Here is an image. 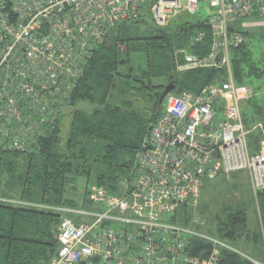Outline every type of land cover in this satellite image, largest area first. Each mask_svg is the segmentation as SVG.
Instances as JSON below:
<instances>
[{
  "label": "built area",
  "instance_id": "built-area-1",
  "mask_svg": "<svg viewBox=\"0 0 264 264\" xmlns=\"http://www.w3.org/2000/svg\"><path fill=\"white\" fill-rule=\"evenodd\" d=\"M146 1L0 0V153L28 152L52 131L95 49L117 23L138 18ZM200 2L217 10L207 19L210 52L200 57L181 50L176 71L225 67V81L196 93L165 95L149 147L136 155L133 182L122 181L120 195L103 186L89 188V203L102 210L54 207L62 212L59 248L48 264H220L221 249L264 264L218 236L159 219L179 207L195 210L200 189L218 174L245 170L254 197L264 188V126L251 127L262 131L251 152L242 105L252 88L235 83L230 67L229 47L246 38L230 34L228 25L235 18L263 16L264 0H154L152 18L167 27L182 11L195 13ZM202 37L198 33L193 41ZM68 213L92 221L76 225ZM202 241L211 247L197 258L193 249Z\"/></svg>",
  "mask_w": 264,
  "mask_h": 264
},
{
  "label": "trees",
  "instance_id": "trees-1",
  "mask_svg": "<svg viewBox=\"0 0 264 264\" xmlns=\"http://www.w3.org/2000/svg\"><path fill=\"white\" fill-rule=\"evenodd\" d=\"M207 21L186 22L170 32L166 27H158L151 14L141 13L134 20L117 23L95 49L70 95L67 107H72V111L67 131L61 133L60 115L52 131L38 137L36 145L28 152L0 153V199L19 201L0 200V264H48L59 248L58 226L62 212L54 207L74 209L79 204L89 203L91 185L103 186L109 193L120 195L121 179L124 178L128 186L133 182L137 152L143 145L147 128L161 114L158 98L167 84H174L176 93L183 90L196 93L206 84L220 85L225 81V67L176 71V63L183 57L181 50L200 57L210 52L212 32ZM235 32L246 38L242 45L229 47L235 83L243 84L252 76L264 77V65L258 66L247 47L249 31H234L229 26V33ZM198 33H203V37L195 42L193 37ZM140 58L143 67L132 68L131 64ZM127 79L136 82L134 89H158L154 98L156 106L149 117L125 108L121 94L126 89ZM153 79L158 84H152ZM253 106L255 122L242 112L248 130L257 122L264 126V104L254 102ZM261 134L259 130L249 132L247 141L251 152L257 150ZM219 175L226 178V174ZM80 176L86 186L79 201L70 196L69 190L76 186ZM251 202L255 210V227L251 231L247 228L243 203L232 206L217 202L208 214L206 205L205 213L215 227L216 236L238 250L242 245L251 255H259L263 262L264 188ZM180 208L182 218L176 214ZM188 209L177 208L171 221L193 227V213ZM199 246L193 249V255L204 258L211 246L203 241ZM220 264L253 263L221 249Z\"/></svg>",
  "mask_w": 264,
  "mask_h": 264
},
{
  "label": "rangeland",
  "instance_id": "rangeland-1",
  "mask_svg": "<svg viewBox=\"0 0 264 264\" xmlns=\"http://www.w3.org/2000/svg\"><path fill=\"white\" fill-rule=\"evenodd\" d=\"M154 0H147L142 6V13L145 15H149L151 13V6ZM184 3V0H182ZM217 10L213 7H210L206 2H200L198 5V9L195 13H189L186 11H182L173 17L169 25L166 27L167 31H173L182 24L186 22H197L203 21L206 19H210ZM228 25L234 29V31H249L247 47L252 53V56L255 60L258 61V66L262 67L264 65V15L259 17H250V18H235L231 20ZM143 59L140 58L137 61L131 64L132 68H140L143 67ZM152 84H158V81L155 79L152 80ZM243 84L249 85L252 88V96L250 100H247L242 105V112L249 118V120H253L255 122V117L253 114V103L259 104L263 106L264 104V77H248L244 80ZM136 85L131 79H127V83H125V91L121 94V98L126 102L124 104L125 108H128L144 117H149L155 109V92L158 90L157 88L151 89H134L133 86ZM177 88L170 91L172 94H176ZM160 112L164 108V100L161 104H159ZM264 108V107H263ZM71 111L72 107H67L63 109L62 114L59 119V126L61 127V133L64 134L69 126L71 119ZM93 150V149H91ZM125 180L121 179V182ZM91 183V182H90ZM85 179L80 176L76 179V186L69 190L70 196H74L76 200H81L83 190L85 188ZM92 186V185H91ZM90 186V187H91ZM119 189L121 192L123 188L119 184ZM68 196V191L66 193ZM254 195L249 187V181L247 178V172L242 170L236 173L234 176L230 174H226V178L222 175H219L209 182L205 183L200 189V198L198 201V206L195 210H192L193 218L197 217L198 222L193 224L192 228L200 233L216 236L215 235V227L213 223L207 220V215L211 207L215 206L217 202L232 204V206H236V203H243L246 207L247 211V228L249 231L253 230L255 227V210L253 207ZM206 205H208V210L206 211ZM200 207V209H199ZM77 209H83L86 212H94L102 210L99 207L86 203L84 205H80L76 207ZM204 208V211H203ZM174 212H167L159 214V219L161 221L172 222L171 218ZM176 214L179 218H182L183 211L182 208L176 211ZM68 216L71 217L74 223L77 225L84 221L91 222L92 218L90 216L77 215L73 213H68ZM242 246V245H241ZM239 246L238 248L246 253L251 255L252 253L247 248H242ZM255 258V260L262 262L259 259V255H251Z\"/></svg>",
  "mask_w": 264,
  "mask_h": 264
},
{
  "label": "water",
  "instance_id": "water-1",
  "mask_svg": "<svg viewBox=\"0 0 264 264\" xmlns=\"http://www.w3.org/2000/svg\"><path fill=\"white\" fill-rule=\"evenodd\" d=\"M174 88H175V85H174V84H172V83L167 84V85L163 88L161 94L159 95L158 103H159V104L162 103V100H163V98L165 97V95L168 94L170 91H172ZM150 129H151V126H149V127L147 128V131H146V134H145V139H144L143 145H142L141 149L137 152V154L140 153V151H142V150H144V149H146V148L149 147V145H148V135H149Z\"/></svg>",
  "mask_w": 264,
  "mask_h": 264
}]
</instances>
